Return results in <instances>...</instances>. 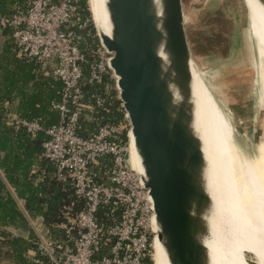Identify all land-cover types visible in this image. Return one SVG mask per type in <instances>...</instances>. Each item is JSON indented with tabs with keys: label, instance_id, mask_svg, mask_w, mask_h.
I'll return each instance as SVG.
<instances>
[{
	"label": "built area",
	"instance_id": "obj_1",
	"mask_svg": "<svg viewBox=\"0 0 264 264\" xmlns=\"http://www.w3.org/2000/svg\"><path fill=\"white\" fill-rule=\"evenodd\" d=\"M77 0H24V8L0 17V33L11 30L21 55L42 67L60 84L58 100L51 108L55 124L42 129L37 121L15 117L14 129L34 137L43 132L40 156L50 162L56 181L67 183L74 200L62 209L63 220L57 234L38 225L40 217L29 219L36 233V251L46 264H149L154 219L151 200L129 164L128 137L121 140L123 126L102 125L88 138L77 135L81 104L80 82L83 55L77 30L88 23L76 13ZM89 64L88 83H99L102 75L114 80L108 69L109 56L98 44ZM100 107L103 99L92 96ZM123 119L125 120L124 114ZM106 159L108 167H97ZM76 209L72 211V209ZM99 210L111 222L103 228L97 221ZM34 250H27L32 255Z\"/></svg>",
	"mask_w": 264,
	"mask_h": 264
},
{
	"label": "water",
	"instance_id": "obj_2",
	"mask_svg": "<svg viewBox=\"0 0 264 264\" xmlns=\"http://www.w3.org/2000/svg\"><path fill=\"white\" fill-rule=\"evenodd\" d=\"M256 1L264 12V0ZM103 6L108 33L92 26L109 55L107 66L139 161L135 171L151 200L166 264H210L205 237L220 244L229 227L224 213L213 211L207 163L193 127L192 61L181 0H104Z\"/></svg>",
	"mask_w": 264,
	"mask_h": 264
},
{
	"label": "trees",
	"instance_id": "obj_3",
	"mask_svg": "<svg viewBox=\"0 0 264 264\" xmlns=\"http://www.w3.org/2000/svg\"><path fill=\"white\" fill-rule=\"evenodd\" d=\"M75 7L79 19L88 21L76 31L81 38L78 49L84 57L80 101L89 108L80 113L76 132L81 138H88L102 125L117 127L125 121L114 80L102 75L99 83L87 81L98 41L90 22L89 0H77ZM17 8H24V0H0V17L11 15ZM1 37L0 260L6 264H46V258L36 251V233L29 219L34 221L40 217L41 227L48 233L61 232L58 224L63 220L62 209L74 200V196L67 183L56 181L52 164L40 156L41 144L46 140L43 132L31 137L8 122L13 117L37 121L42 129L55 124L58 115L51 104L58 100L60 84L52 79L49 67H42L20 54L11 30L4 29ZM93 95L103 99L100 107L94 105ZM124 133L125 130L121 135L123 141ZM97 167H108V161L99 159ZM97 221L103 228L111 222L102 210L98 212ZM27 250H34V253L27 255Z\"/></svg>",
	"mask_w": 264,
	"mask_h": 264
},
{
	"label": "bare ground",
	"instance_id": "obj_4",
	"mask_svg": "<svg viewBox=\"0 0 264 264\" xmlns=\"http://www.w3.org/2000/svg\"><path fill=\"white\" fill-rule=\"evenodd\" d=\"M103 2L104 0H89L91 22L98 32L107 34L109 25ZM252 15L254 18L257 17L252 38L256 49L253 60L259 93L258 102L264 105L262 7L255 10ZM189 66L194 103L193 127L201 141L202 153L207 163L206 188L212 200L213 211H222L229 227L227 237H224L220 244L214 242L209 235L205 237L204 243L209 251L210 264H249V262L264 264V145L257 148L253 158L248 159L244 156L234 136L227 129L219 108L208 100L206 88L197 78L194 65L190 62ZM127 137L129 164L139 171V161L129 133ZM216 162L220 164V168L215 166ZM222 166L234 177L229 180L227 188H222L219 179ZM211 219L210 216L209 222ZM213 230L212 225L210 235L215 233ZM151 248L152 264H166L163 249L155 233Z\"/></svg>",
	"mask_w": 264,
	"mask_h": 264
},
{
	"label": "rangeland",
	"instance_id": "obj_5",
	"mask_svg": "<svg viewBox=\"0 0 264 264\" xmlns=\"http://www.w3.org/2000/svg\"><path fill=\"white\" fill-rule=\"evenodd\" d=\"M259 7L256 0L250 4L249 0H181L184 34L197 78L248 159L264 145V105L258 102L252 38L257 19L252 13ZM121 125L127 134L126 122ZM215 166L220 168L217 162ZM233 178L222 166V188Z\"/></svg>",
	"mask_w": 264,
	"mask_h": 264
},
{
	"label": "crops",
	"instance_id": "obj_6",
	"mask_svg": "<svg viewBox=\"0 0 264 264\" xmlns=\"http://www.w3.org/2000/svg\"><path fill=\"white\" fill-rule=\"evenodd\" d=\"M1 42H2V37H1V33H0V46H1ZM26 253H27V251H26ZM0 264H6V263L3 260H0Z\"/></svg>",
	"mask_w": 264,
	"mask_h": 264
}]
</instances>
